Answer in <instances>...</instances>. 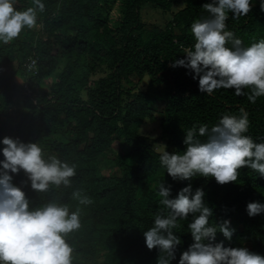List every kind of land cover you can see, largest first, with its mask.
Segmentation results:
<instances>
[{"label": "trees", "instance_id": "1", "mask_svg": "<svg viewBox=\"0 0 264 264\" xmlns=\"http://www.w3.org/2000/svg\"><path fill=\"white\" fill-rule=\"evenodd\" d=\"M183 1L172 20L158 31L147 29L142 20L144 5L163 12ZM17 10L32 6V0H13ZM45 11L38 13L37 27L25 28L19 38L0 42V141L4 136L23 142H37L45 155H55L76 165L71 187H50L36 193L21 170L13 183L23 189L33 207L49 201L81 209V228L67 237L73 248V264H156L158 249L146 247L143 231L153 226L157 213L167 215L159 204V183L171 186V197L189 183L205 191L212 208L209 224L233 222L231 241L217 232L216 241L225 246H244L264 255V213L249 217L246 205L264 203V177L248 169L240 170L236 183L219 185L214 178L194 177L173 180L160 165L159 149L141 133L147 119L160 118L161 135L154 140L169 152L184 149L185 132L193 125H212L225 114L248 112L249 131L254 142H264V97L251 103L234 89L202 93L198 80L183 67H170L183 58V47H192L190 26L207 17L202 8L211 0H42ZM245 17L231 19L227 30L249 46L264 38V12L260 0ZM117 5V6H116ZM118 11L116 19L110 11ZM107 7L105 15L102 9ZM231 46L230 44L228 45ZM34 60V68H29ZM12 69L8 73L6 67ZM100 67L104 76L94 78ZM16 76L24 78L23 84ZM51 80L44 89V81ZM148 79L145 87L142 82ZM18 95L23 107L10 115ZM119 139L120 148L112 158L107 149ZM205 140L206 137H201ZM3 144L0 143V149ZM0 160H3L0 151ZM119 167L120 172L105 169ZM11 174V173H10ZM81 191L92 203L80 205L72 199ZM178 220L173 232L181 245L170 264H178L180 254L193 242L187 224Z\"/></svg>", "mask_w": 264, "mask_h": 264}, {"label": "clouds", "instance_id": "2", "mask_svg": "<svg viewBox=\"0 0 264 264\" xmlns=\"http://www.w3.org/2000/svg\"><path fill=\"white\" fill-rule=\"evenodd\" d=\"M252 0H211L202 8L207 17L196 19L190 26L194 37L192 47H183V58L173 59L170 67H183L198 80L202 93L211 95L218 89H234L236 96L246 95L251 103L264 97V38L244 46L243 41L227 30L229 13L237 20L253 9ZM259 8L264 12V0ZM45 11L42 0H32V6L17 10L13 0H0V42L8 44L21 32L34 29L38 13ZM231 45L230 47L228 45ZM35 62H33L34 64ZM239 115H223L209 128L193 125L185 132L184 149L169 152L167 146L159 151L160 165L173 180L194 177L214 178L223 186L236 183L240 170L247 167L264 177V142H254L249 131L248 112L241 107ZM201 137H206L201 140ZM0 143V264H73V248L67 242L70 233L81 228L79 207L49 201L33 207L23 189L13 183V175L21 170L36 193L48 192L50 187H71L76 165H70L55 155H45L37 142H23L18 137L4 136ZM11 173V174H10ZM159 204L167 215L157 213L153 226L143 231L146 247L158 249L156 264H170L182 241L173 232L178 220H192L187 224L192 243L182 251L178 264H264V255L244 246H225L215 242L217 232L231 241L234 229L230 220L209 224L213 210L205 201V191L192 184L181 188L175 198L171 186L159 183ZM72 199L80 205L92 200L73 191ZM249 217L264 213V203L251 201L246 205Z\"/></svg>", "mask_w": 264, "mask_h": 264}, {"label": "rangeland", "instance_id": "3", "mask_svg": "<svg viewBox=\"0 0 264 264\" xmlns=\"http://www.w3.org/2000/svg\"><path fill=\"white\" fill-rule=\"evenodd\" d=\"M116 6H115V8H113L110 11V15L114 19H116L117 14H118V11H115ZM183 7H184V2L180 1L173 6V9L171 12H163L161 9L156 8L153 5H149V4L144 5L142 8L143 23L147 29L158 31L161 28H164L165 25L167 24V22L172 20V16L178 10L182 9ZM105 11H107V7L103 8L102 12L100 14L105 15V13H106ZM6 70L10 74L13 73L12 69L9 66L6 67ZM106 71L107 70H105L103 67H100L99 70L97 71L96 75H94V78L98 79L99 77L104 76L106 74ZM15 78L20 84H23L24 78H21V77L19 78L18 76H16ZM44 82H45L44 83V89L48 90L50 88L51 80L47 79ZM147 83H148V79H145L141 83L142 87H145L147 85ZM22 107H23V97L21 95H18L16 98V101L13 105V109H12L10 115L14 118V116L16 115L15 112L17 110H20ZM155 117H156L155 120L147 119L143 123V125L141 127V133L149 136V138L152 140V142L154 144H156L157 148L160 150V149L164 148V145L158 144V142H156L154 139L158 138L161 135V125H160L161 116L157 112H155ZM119 148H120L119 139L115 138L112 142V147L107 149L108 155L113 158L115 156V151L119 150ZM112 168L113 169H105L104 172H106V173L120 172L119 167H115V168L112 167ZM178 181H180V180H178ZM230 222H231L230 226H233V222L232 221H230Z\"/></svg>", "mask_w": 264, "mask_h": 264}, {"label": "built area", "instance_id": "4", "mask_svg": "<svg viewBox=\"0 0 264 264\" xmlns=\"http://www.w3.org/2000/svg\"><path fill=\"white\" fill-rule=\"evenodd\" d=\"M33 62H35L34 60H32L31 62H30V64H29V68H34V66H35V63L33 64Z\"/></svg>", "mask_w": 264, "mask_h": 264}]
</instances>
